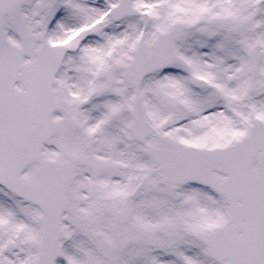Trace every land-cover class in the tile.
Instances as JSON below:
<instances>
[{
    "label": "snow or ice",
    "instance_id": "6c2138e0",
    "mask_svg": "<svg viewBox=\"0 0 264 264\" xmlns=\"http://www.w3.org/2000/svg\"><path fill=\"white\" fill-rule=\"evenodd\" d=\"M0 264H264V0H0Z\"/></svg>",
    "mask_w": 264,
    "mask_h": 264
}]
</instances>
